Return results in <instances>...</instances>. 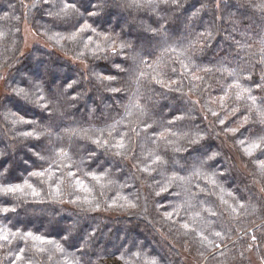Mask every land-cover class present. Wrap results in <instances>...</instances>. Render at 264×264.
Listing matches in <instances>:
<instances>
[{
    "label": "trees",
    "instance_id": "16d2710c",
    "mask_svg": "<svg viewBox=\"0 0 264 264\" xmlns=\"http://www.w3.org/2000/svg\"><path fill=\"white\" fill-rule=\"evenodd\" d=\"M33 2L34 0H0V31L6 33V37L0 39V76L4 77L0 79V185L22 184L24 180H28L41 192L42 196L40 199H34L31 196L17 197L0 194V206L16 208L15 213H8L7 216L0 214V224L10 227L15 225L34 231L39 229L41 233L50 234L57 240L60 239V234L64 229H71L75 237L74 243L80 241L81 237L87 238L89 233L95 232L96 235L90 241L88 249L91 264H121L117 249H120L121 244L124 245V249H127L131 247L133 241L136 242L137 248L142 247L149 256L159 259L160 264H262L261 261L264 258V200L261 198L264 197V193H260L259 184H253L254 166L239 151L234 142L236 138L221 131L218 121L206 111L205 107L220 111L222 117L227 116L226 123L233 127L239 122V113L236 116L228 115L231 107L238 106L241 112L245 111L243 102L237 104L230 100L227 102L228 110L222 111L219 104L214 101L222 95L221 88L231 82V77L226 72L217 71L220 64L223 63L228 68H247L250 61L248 51H241L237 42L247 43L251 45V51H255L259 47L257 41L260 35H264L262 14L250 7L253 0H219V8L216 7L217 0H181L182 7H173L165 11L162 5L157 12L148 8L127 9L123 6L125 0H109L104 13L100 17L90 20V22L95 21L94 26L98 31L107 30L113 36L131 42L133 47L137 48L142 45L144 38L152 36V33L147 32L146 28L157 27L160 15L166 17L161 22L169 29L168 34L172 41H180L184 38L194 39L196 33L203 32L205 29L212 30L213 36L211 40L207 41L208 46L202 52L196 53L198 63L213 69L211 73H201L205 76V81L196 82L199 83V88L191 96L182 98L179 93L168 92L158 85L142 82L140 103L148 109L149 115L142 118L148 123L156 120L166 124L173 114L185 115V119L177 122V125L173 127V131L180 133L178 137H171L178 145L187 144L184 133L194 135L197 130H202L207 137L208 146L213 151H219L220 155L217 161H210L209 164L214 165L219 171H225L227 179L221 181L225 189L224 193H220L219 189H216V194L208 197L215 202L213 206H219L220 210L223 209L224 206L220 205L217 199V196L221 194L232 203L227 192L232 191L239 197L240 193L236 191L237 188L242 190L245 198H251L252 203L256 204L257 211L240 217L239 221L232 220L227 214L219 221L241 231H234L232 239L225 241L227 248L231 251H227L225 256H220L218 254L220 249H217L215 250L217 253L215 259L207 252L201 256L199 253L204 249L197 242L190 237L186 238L178 234L175 227L170 229L169 224L163 222L160 216L153 211L151 203L147 213H143L140 209L127 212L82 210L77 205L67 203L69 199L67 194L64 196L65 202L53 201L47 195V183L29 175L41 167H48L49 160L47 158L51 156L49 150L53 144L62 143L66 149L70 144L73 161L78 162L81 157L85 158L84 164L81 165V171H88L89 164L93 170H100L101 167L110 168L112 178L118 183L122 184L128 181L135 184L131 191H139L141 203H143V196L150 191L147 184L142 182L143 174L136 172V169L132 167L137 161L131 158V154L128 160H123L105 152L103 148H97L83 134L74 135L70 140L65 131L70 128L103 127L105 123H112L124 115L123 106L128 103L129 97L136 90L135 84L128 79L127 75L120 74L117 76V81L113 82L111 86L119 87L123 91L112 93L93 76V72L115 75L116 69L113 65L121 63L123 57L112 56L110 53L107 55L99 53L95 57L87 56L83 63L74 60L77 47L68 44L67 47L72 51H66L60 46H53L52 42L41 35L44 31L41 26L48 24L51 20L47 11L53 0H48L47 4L43 0H39L34 8L31 7ZM55 3L59 4V0H55ZM205 4L209 7L202 9V5ZM245 8L247 12L241 15ZM198 9L202 10L198 15L193 16V13H196ZM25 13H27V18H25ZM233 13L236 15L233 16ZM16 17L20 19L17 20ZM237 20L239 23H234ZM26 24L43 42H38L31 47L25 46L24 25ZM67 27L65 25L55 30L65 31ZM242 33H246V35H242ZM158 40L159 38H157ZM153 43L155 44L156 41ZM252 62L255 63L254 60ZM131 63L129 60L122 66L128 67ZM37 67L46 82V94L48 86H51L55 91L57 86L64 85L65 82L72 80L79 82L73 85V88L69 89L67 93V96H78V99L75 102L70 99H61L59 112L54 113L52 118H49V114L42 109L26 104L12 94V88L24 87L27 89L29 87V74L35 72ZM176 67L179 66L176 65ZM169 75L173 79L178 78L171 72ZM252 75L255 80H259L261 75L259 65L252 69ZM248 83L251 84V82ZM183 85L184 92L187 93L190 87L189 81L185 79ZM252 87L254 88V85ZM254 94L258 98L264 96V92L255 90V88ZM196 100L199 103L195 105L189 103V101ZM18 108H23L28 113V118L34 120L36 124L13 127L10 120L4 119V114L7 111H16ZM177 109L185 111L180 112ZM188 112L191 113L190 117ZM124 124H128L127 119ZM153 127H157V125L154 124ZM253 127H259V125H253ZM32 128L41 132L48 130L52 136L42 135L37 140L25 138L19 134ZM57 136H61L63 139L57 140ZM131 147L134 149L136 157H143L148 150H158L161 154L167 152L169 157L185 155V153H173L172 148L163 142L159 144V147L150 142L146 143L143 136H133ZM93 150L95 155L89 160V153ZM21 153H24V158ZM36 153L46 159L40 160ZM181 163L183 164V161ZM133 174L140 176L141 179L133 181ZM153 175L157 180L163 179L157 173ZM86 182L92 184L90 178H87ZM147 182L152 183L150 178ZM200 183L203 185L202 180ZM174 190L178 191L179 189ZM115 191L116 189L113 188L108 190L105 195L112 196ZM128 191L129 189H124L125 194ZM99 192L100 189L95 187L94 194L103 199V197H99ZM209 219L216 218L209 217ZM244 229L250 234L255 232L258 237V248H253L250 252L244 251L250 242L249 237L243 236ZM113 242L116 245L110 248V244ZM12 247L15 248V244ZM221 247L223 249V245ZM136 250L133 249V251ZM8 251V249L0 250V258L5 256ZM68 251L74 252L75 249L68 248ZM241 251H244L243 258L239 255ZM58 258V255L54 257V261Z\"/></svg>",
    "mask_w": 264,
    "mask_h": 264
},
{
    "label": "snow or ice",
    "instance_id": "6c2138e0",
    "mask_svg": "<svg viewBox=\"0 0 264 264\" xmlns=\"http://www.w3.org/2000/svg\"><path fill=\"white\" fill-rule=\"evenodd\" d=\"M37 2L39 0H34L31 7H36ZM43 2L47 4L48 0H43ZM108 2L109 0H59V4H57L53 0L47 11L51 20L48 24L41 26L44 28L41 35L52 42L53 46H60L66 51H72L67 47L68 44L77 47L78 50L75 51L73 59L81 63L86 60L87 56L95 57L99 53L106 55L110 53L112 56L123 57L121 63L113 65L116 69L115 75L93 72V76L112 93L123 91L119 87L111 86L113 82L117 81V76L120 74L127 75L128 79L135 84L136 90L129 97L128 103L123 106L124 115L112 123H105L103 127L70 128L65 131L70 140L74 135L83 134L97 148H103L105 152L123 160H128L131 154V158L137 161L132 167L136 169V172L143 174L142 182L147 184L150 191L143 196V203H141L139 191H131L135 184L128 181L122 184L118 183L112 178L110 168L101 167L100 170H93L89 164L88 171H81V165L84 164L85 158L81 157L78 162L73 161L70 144L67 149L62 143L53 144L49 150L51 156L47 158L49 160L48 167H41L29 175L47 183V195L53 201L63 203L65 202L64 196L67 194L69 197L67 203L77 205L82 210L127 212L140 209L143 213H147L151 203L153 211L160 216L163 222L169 224L170 229L175 227L178 234L186 238L190 237L204 249L199 253L201 256L207 252L215 259L217 255L215 250L217 249H220L218 253L220 256H225L227 251H231L227 248L225 241L232 239L234 231L241 230L228 227L219 221L225 214L232 220L239 221L240 217L255 213L257 211L256 204L252 203L251 198H245L242 190L237 188L236 191L240 193L239 197L232 191L227 192L232 203L221 194L217 196V199L220 205L224 206L223 209L220 210L219 206H213L215 202L208 197L215 195L216 189H219L220 193H224L225 189L221 181L227 179L225 171H219L214 165L209 164L210 161H217L220 155L219 151H213L208 146L207 137L202 130H197L194 135L184 133L187 144L178 145L175 140L171 139V137L180 135L179 132L173 131V127L177 125V122L183 121L185 115L173 114L166 124L156 120L148 123L142 119L149 115L148 109L140 103L142 82L158 85L168 92L179 93L182 98L191 96L199 88V83L196 82L205 81V76L201 73L208 74L213 71L212 68L198 63L196 56L198 51L202 52L208 46L207 41L212 39L213 32L210 29H205L203 32L196 33L194 39L184 38L180 41H172L168 34L169 29L161 22L166 17L160 15L157 27L146 28V31L151 32L152 36L144 38L140 47H133L131 42L120 40L118 36H113L107 30L98 31L94 26L95 21L90 22L92 18L100 17L104 13ZM162 5L165 11L173 7H182L181 0H125L123 6L134 10L148 8L157 12ZM208 7L207 4L202 5V9ZM216 7H220L219 0H217ZM250 7L261 13V18L264 19V0H253ZM202 9H198L196 13H193V16L198 15ZM238 11L240 10L238 9ZM246 12L245 8L241 15ZM25 18H27V13H25ZM16 19L20 18L16 17ZM234 23H239V21H234ZM65 25L68 26L65 31L55 30ZM242 35H246V33H242ZM5 37L6 33L0 31V39ZM157 38H159L158 41ZM154 41H156L155 44ZM237 43L241 51H248L249 66L247 68H228L223 63L220 64L217 71L226 72L231 77V82L221 88L222 95L214 102L219 104L222 111L228 110L227 102L230 100L237 104L243 102L245 111L241 112L238 106L231 107L228 115L236 116L239 113V122L233 127L226 123L227 116L222 117L220 111L205 107L206 111L216 118L221 126V131L236 138L234 142L239 151L254 166L253 184H259L260 193H264V96L258 98L254 94V88L264 92V35H260L257 41L259 47L255 51H251V45L247 43ZM157 50L159 51L158 55ZM129 60L132 62L130 66H122ZM253 60L255 63L252 62ZM176 65L179 67L177 68ZM256 65L261 67L259 80H255L252 75V69ZM169 72L178 78L173 79ZM3 78L0 76V79ZM185 79L189 81L190 85L187 93L184 92L183 81ZM105 82L107 83L105 84ZM78 83L76 80L65 82L64 85L57 86L55 91L51 86H48L46 94V82L37 67L35 72L29 74V87L27 89L24 87L12 88V94L26 104L42 109L49 114V118H52L54 113L59 112L61 99H70L73 102L78 99V96H67L68 90ZM189 103L195 105L199 101H189ZM177 111L184 112L185 110L177 109ZM187 114L190 117L191 113ZM4 119L10 120L13 127L36 124L34 120L28 118V113L23 108L7 111L4 114ZM125 119L128 120V124H124ZM154 124L157 127H153ZM253 125H259V127L254 128ZM19 134L25 138L37 140L42 135L52 136L48 130L41 132L36 131L35 128ZM133 136H143L146 143L150 142L157 147L163 142L172 148L173 153H185V155L169 157L167 152L161 154L158 150H148L143 157H136L134 149L131 147ZM62 139L63 137L57 136V140ZM36 155L40 160L46 159L39 153ZM94 155L93 150L89 153L88 159L91 160ZM154 173L162 176L163 179L157 180ZM87 178H90L92 184L86 182ZM149 178L152 183L147 182ZM138 179L141 177L133 174L132 180ZM201 180L203 185L200 183ZM95 187L100 189L99 197H103V199L94 194ZM245 187L247 188V185ZM113 188L116 189L114 194L106 196L105 193ZM125 188L129 189L127 194L124 193ZM0 194L17 197L31 196L34 199H40L42 196L41 192L28 180H24L22 184L0 185ZM261 199L264 200V197ZM15 212L14 206H0V214L7 216L8 213ZM209 217L216 219H209ZM95 235V232L89 233L87 238L81 237L80 241L74 243L75 237L71 229H64L60 234V239L57 240L50 234L41 233L39 229L34 231L15 225L10 227L0 224V250H9L5 256L0 258V264H5V261L7 264H91L88 249L90 241ZM243 236L250 238L244 251L250 252L253 248H258V237L255 232L250 234L244 229ZM13 244H15V248L12 247ZM68 248H74L75 251L69 252ZM120 249H124L123 244L120 245ZM120 249L117 251L121 264H160L159 259L149 256L142 247L137 248L135 241L132 242L131 247L123 251ZM133 249L137 250L133 251ZM244 251L239 254L241 258L244 257ZM57 255L59 258L54 261V257ZM262 264H264V260H262Z\"/></svg>",
    "mask_w": 264,
    "mask_h": 264
},
{
    "label": "rangeland",
    "instance_id": "374dc122",
    "mask_svg": "<svg viewBox=\"0 0 264 264\" xmlns=\"http://www.w3.org/2000/svg\"><path fill=\"white\" fill-rule=\"evenodd\" d=\"M24 36L26 38V40H25V46L26 47H31L32 45H34L38 42H43V40L39 36H37L36 34L34 35L33 30L31 29V27L28 24L24 25ZM23 156L25 157L24 153L22 154V157ZM35 224H37V223H35ZM115 245H116L115 242L111 243L110 248L114 247ZM185 254H186V252H185ZM263 260H264V258H263ZM261 263H262V261H261Z\"/></svg>",
    "mask_w": 264,
    "mask_h": 264
}]
</instances>
